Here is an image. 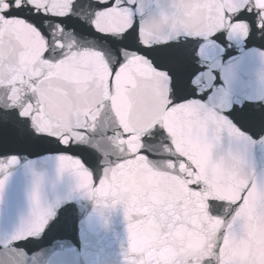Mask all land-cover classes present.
<instances>
[{
	"label": "snow or ice",
	"instance_id": "snow-or-ice-1",
	"mask_svg": "<svg viewBox=\"0 0 264 264\" xmlns=\"http://www.w3.org/2000/svg\"><path fill=\"white\" fill-rule=\"evenodd\" d=\"M0 264H264V0H0Z\"/></svg>",
	"mask_w": 264,
	"mask_h": 264
},
{
	"label": "water",
	"instance_id": "water-1",
	"mask_svg": "<svg viewBox=\"0 0 264 264\" xmlns=\"http://www.w3.org/2000/svg\"><path fill=\"white\" fill-rule=\"evenodd\" d=\"M137 179L145 187H151L154 183L151 176H140ZM169 239L180 246L181 254H191L200 246V241L197 240L195 235L191 232H186L183 228L176 229Z\"/></svg>",
	"mask_w": 264,
	"mask_h": 264
}]
</instances>
